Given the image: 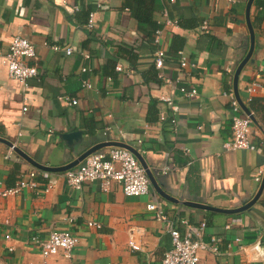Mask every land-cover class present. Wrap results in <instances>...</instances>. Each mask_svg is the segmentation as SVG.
Wrapping results in <instances>:
<instances>
[{
  "label": "crops",
  "instance_id": "obj_1",
  "mask_svg": "<svg viewBox=\"0 0 264 264\" xmlns=\"http://www.w3.org/2000/svg\"><path fill=\"white\" fill-rule=\"evenodd\" d=\"M247 2L156 0L152 16L166 54L157 70L156 47L136 22L134 0H0V52L5 54L15 37L27 39L36 51L27 62L37 68L24 95L0 60V139L47 167L66 165L97 143L122 142L138 151L170 197L225 210L242 207L258 192L263 176L260 183L255 177L264 171V7L255 0L249 11L254 50L237 86L255 119L251 141L256 149L223 147L231 139L233 115L225 93L233 92L234 72L249 49ZM164 10L175 25H166ZM87 12L95 14L91 30ZM123 44L135 49L136 66L119 60L122 71H111ZM175 50L195 67L181 69ZM155 70L158 80L151 77ZM84 80L91 88L83 87ZM181 84L197 94L184 97ZM162 112L175 124L160 121ZM74 131L82 133V143L70 148L61 135ZM8 152L0 141V189L27 180L30 171L42 172ZM63 173H50L47 181L37 174L42 185L51 184L48 192L41 185L0 198V264H160L171 242L163 223L147 211L149 203L173 219L207 223L204 240L217 238L218 253H200L205 264H264V188L248 210L223 214L168 202L151 188L142 197H126L118 184L108 192L98 183L77 190ZM90 222L100 227H88ZM131 227L140 229L135 236L140 251L128 246ZM52 231L78 237L69 259L41 256L34 240L45 241Z\"/></svg>",
  "mask_w": 264,
  "mask_h": 264
},
{
  "label": "built area",
  "instance_id": "obj_2",
  "mask_svg": "<svg viewBox=\"0 0 264 264\" xmlns=\"http://www.w3.org/2000/svg\"><path fill=\"white\" fill-rule=\"evenodd\" d=\"M173 4L175 0H162ZM94 13H90L87 29L91 30L94 25ZM166 25H175V21L168 19L167 11L163 14ZM206 29V24L203 25ZM161 29L158 28L151 36V41L156 47L154 54V65L157 70H161L164 66L166 54L161 48ZM46 45V44H45ZM47 46V45H46ZM53 50H58L57 46L51 47ZM67 55L72 53L71 48L65 50ZM179 65L181 69L194 68L193 63H189L188 59L183 56V53H178ZM36 56L35 46L27 39L15 37L12 39L5 54L0 52V60L7 69V74L10 79L16 81L20 87L22 94L25 95L27 90V80L37 76V68L34 65L28 64L27 60L33 59ZM85 58H89L88 53L84 54ZM116 71H122L120 65L115 67ZM83 72L86 69L82 70ZM161 76V75H160ZM107 82H111V78H106ZM83 87L91 88V84L86 80L82 81ZM178 90L184 97L193 98L197 91L194 87H188L184 84L178 86ZM229 97L231 111V139L226 142L223 147L225 150H251L256 149V145L251 141V128L253 126L252 119L247 116L241 109L234 93L228 91L225 93ZM65 100L72 106L77 104V100L65 97ZM169 106L172 105L170 98L163 99ZM26 111V108H23ZM168 117L165 113L159 114L160 121H167L173 125L175 119ZM264 129V127H263ZM13 146L9 147V155L13 152ZM38 174V173H37ZM35 171L27 173V180H19L13 186L0 189V198H6L19 194L24 189H37L42 185L38 180V175L42 180H49V172ZM65 181L74 189H81L85 184L98 183L103 192H108L113 184H118L121 187L123 194L126 197H142L150 193V182L145 173V170L140 165L135 156L126 149L112 147L106 151H97L87 156L79 166L75 169L68 170L63 173ZM263 170L257 172L255 181L260 183ZM43 191L48 192L51 184L42 185ZM155 220L163 223L166 232L169 234L171 247L163 254L160 264H205L200 258V253L207 252L217 254L218 239L211 237L207 242L204 240V233L207 227L206 222H201L198 225L190 223L186 219H173L158 204L149 203L146 206ZM88 227L99 228L96 223H87ZM140 233V229L131 227L129 230L128 246L132 251H140L141 244L137 243L135 236ZM9 238V237H6ZM40 248V253L43 258L62 255L64 258L71 257L72 250L79 243L78 237L69 231H52L45 241L34 240Z\"/></svg>",
  "mask_w": 264,
  "mask_h": 264
},
{
  "label": "water",
  "instance_id": "obj_3",
  "mask_svg": "<svg viewBox=\"0 0 264 264\" xmlns=\"http://www.w3.org/2000/svg\"><path fill=\"white\" fill-rule=\"evenodd\" d=\"M253 1L254 0H248L247 5H246V11H245V19H246L247 29L249 32V40H250L249 49H248L246 56L239 63V65L237 66V68L234 72L232 84H233V93H234L241 109L254 122L255 121L254 117L251 115L248 108L242 103L241 99L239 98L238 86H237L240 72H241L242 68L246 65V63L250 60V57L253 53L254 45H255V36H254L253 28H252V25H251L250 19H249V11H250V7H251ZM61 140L68 147L73 148L74 143H78V144L82 143V133L80 131H74V132L66 133V134L61 135ZM0 141H2L3 143H6L9 147L13 146V143H10V142H7V141L1 140V139H0ZM107 147L123 148V149H126L129 152H131L135 156V158L139 161V163L143 167V169L145 170V173H146V175L149 179V182H150V188L155 194L159 195L160 197H162L163 199H165L168 202L179 203L181 205H184V206H187L190 208H195V209L204 210V211H211V212H216V213H223V214H233V213L243 212V211H246L249 208H251L256 203V201L258 200V198L261 195L263 188H264V175H263V178H262L261 184L259 186L258 192L248 203H246L242 207H239L236 209L225 210V209L214 208V207H211V206H208L205 204H201V203H196V202H183V201L180 202V201L176 200L175 198L170 197L166 192H164L162 187L158 184L154 175L152 174V172L148 168L145 160L138 153V151L136 149H134L133 147H131L130 145H127V144L122 143V142L104 141V142L97 143V144L89 147L85 151H83L73 161L69 162L66 165H62L59 167L44 166V165L36 162L34 159H32L29 155H27L23 151H21L19 148H17V146H14L13 152L18 154L21 158H23V160H25L31 166L35 167L36 169H38L40 171H45V172H49V173H63V172H66V171L71 170V169L75 168L76 166H78L90 154H93V153L100 151L101 149H104ZM261 241L263 242L262 245L264 246V231L262 232V235H261Z\"/></svg>",
  "mask_w": 264,
  "mask_h": 264
},
{
  "label": "trees",
  "instance_id": "obj_4",
  "mask_svg": "<svg viewBox=\"0 0 264 264\" xmlns=\"http://www.w3.org/2000/svg\"><path fill=\"white\" fill-rule=\"evenodd\" d=\"M134 1L137 3V11L135 15L136 22L138 23V25L144 27L145 30L147 31V36L151 37L154 31L159 28L157 23L153 20V16H152L156 0H134ZM255 5L261 8L264 7V0H255ZM84 16L87 18L89 16V13L88 12L84 13ZM89 37H91V35ZM174 53L178 54L179 51L175 50ZM119 60L127 61V63L129 64V67L133 69L136 66L138 55L137 53H135V49L133 47L123 44L118 47L117 54L112 60V63H111L112 66L110 68L112 69L111 71L113 70L115 71V67L117 66L116 64ZM151 77L158 80L157 70H155L154 77L153 75ZM145 78L148 80L147 77ZM152 107L153 108L156 107V101H153V104H151V108ZM252 108L253 109L255 108L253 103H251V109Z\"/></svg>",
  "mask_w": 264,
  "mask_h": 264
}]
</instances>
